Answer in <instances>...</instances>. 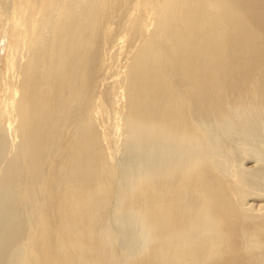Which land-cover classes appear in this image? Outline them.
<instances>
[{
    "label": "bare ground",
    "instance_id": "1",
    "mask_svg": "<svg viewBox=\"0 0 264 264\" xmlns=\"http://www.w3.org/2000/svg\"><path fill=\"white\" fill-rule=\"evenodd\" d=\"M0 264H264V0H0Z\"/></svg>",
    "mask_w": 264,
    "mask_h": 264
}]
</instances>
